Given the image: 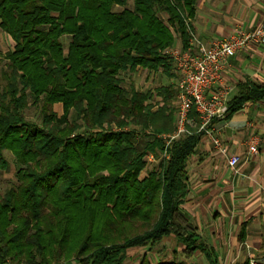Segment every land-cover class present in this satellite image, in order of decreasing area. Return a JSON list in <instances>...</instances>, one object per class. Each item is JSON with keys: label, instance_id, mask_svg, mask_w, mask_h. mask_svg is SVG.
I'll use <instances>...</instances> for the list:
<instances>
[{"label": "trees", "instance_id": "trees-1", "mask_svg": "<svg viewBox=\"0 0 264 264\" xmlns=\"http://www.w3.org/2000/svg\"><path fill=\"white\" fill-rule=\"evenodd\" d=\"M196 4L0 0V30L14 41L0 85V169L5 150L18 167L0 193V264H123L129 250L167 237L182 250L158 264H189L197 253L215 264L182 211L198 114L171 139L178 88L144 91L126 78L140 68L174 75L167 52L177 37L189 46ZM249 102L264 107V85L239 84L227 117ZM149 156L159 166L142 177Z\"/></svg>", "mask_w": 264, "mask_h": 264}, {"label": "crops", "instance_id": "crops-1", "mask_svg": "<svg viewBox=\"0 0 264 264\" xmlns=\"http://www.w3.org/2000/svg\"><path fill=\"white\" fill-rule=\"evenodd\" d=\"M190 27L189 46L184 48L177 37V43L167 52L175 64L173 76H167L162 70L142 68L137 74L166 76L165 83L159 77L161 83L158 81L157 88L168 84L178 88L181 75L174 55L197 52L198 44L208 47L232 34L264 29V0H197ZM222 79L218 89L224 91L228 107L238 94L239 84L263 86L264 43H251L230 57ZM227 116L228 112L225 118H215L210 127L229 154L239 156L240 162L236 169L231 168L227 158L199 126L198 143L187 161L189 195L182 211L197 228L199 241L212 250L215 264L222 261L251 264L250 260L264 264V107L261 103L249 102ZM251 144L257 145V153L250 152ZM135 249L138 254H127L123 264H141L145 256L150 264L169 261L174 252H181L182 245L175 238L167 237L152 250L144 247L131 250ZM188 263L211 264L203 253H197Z\"/></svg>", "mask_w": 264, "mask_h": 264}, {"label": "built area", "instance_id": "built-area-1", "mask_svg": "<svg viewBox=\"0 0 264 264\" xmlns=\"http://www.w3.org/2000/svg\"><path fill=\"white\" fill-rule=\"evenodd\" d=\"M251 43H264V29L255 33L232 34L210 46L198 44V51H186L174 55L181 79L178 84L177 131L176 136L188 132L187 126L195 124L189 118L194 108L200 120V129L210 136L215 147L227 158L228 165L236 169L239 156L230 155L221 140L213 135L211 124L217 117L225 118L228 106L225 93L218 86L222 84V74L228 59L244 50ZM251 153H257L256 144H251ZM169 158L167 154L164 155ZM148 159H153L149 156ZM251 264L254 261L250 260ZM218 264H231L226 261Z\"/></svg>", "mask_w": 264, "mask_h": 264}, {"label": "rangeland", "instance_id": "rangeland-1", "mask_svg": "<svg viewBox=\"0 0 264 264\" xmlns=\"http://www.w3.org/2000/svg\"><path fill=\"white\" fill-rule=\"evenodd\" d=\"M134 4V0H127V7L128 8H132ZM63 41L65 43L68 42V38L64 37ZM177 43V40L176 42ZM14 46V41L11 39V37L7 36L5 33H3L0 30V85H4V80L2 78V73L4 70L7 69V53L13 48ZM162 75L159 76L155 75V76H151V75H146V74H142V75H138L137 73L135 75H133L132 77L126 76L127 78V82H134L135 85L144 91H154L157 89V84H159L158 81H160L161 79H159V77H161ZM178 78V77H177ZM163 82H167L166 76H162ZM161 83V81H160ZM158 99H156L157 101ZM175 106L176 108L178 107V102L177 100L175 101ZM54 110L58 115H61L63 112V108L61 104H57L54 106ZM27 117L30 120L33 121H38L39 120V109L37 107H33L31 106L27 111H26ZM75 118V114L72 113L70 116V119L73 120ZM115 130V129H113ZM4 157L8 163V168L6 169H0V193H3L6 189H8L10 186L14 185L17 183L16 181V172H17V165L14 161V157L13 154L10 150H5L4 151ZM147 167L146 169L143 171L142 173V177L146 176L147 173L153 169L159 166V161L155 160V159H147ZM137 252H139L137 249L135 250H130L128 252L129 256H133L138 254ZM59 264H78L74 257L70 258V259H65L63 260L61 263Z\"/></svg>", "mask_w": 264, "mask_h": 264}]
</instances>
